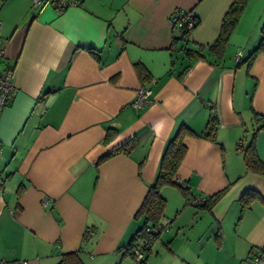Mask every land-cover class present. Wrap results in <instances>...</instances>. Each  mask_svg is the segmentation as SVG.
Returning <instances> with one entry per match:
<instances>
[{
	"label": "crops",
	"instance_id": "obj_1",
	"mask_svg": "<svg viewBox=\"0 0 264 264\" xmlns=\"http://www.w3.org/2000/svg\"><path fill=\"white\" fill-rule=\"evenodd\" d=\"M59 1L34 10L32 0H0V66L16 86L0 111V264H56L68 252L84 264L124 260L167 141L181 124L202 130L210 108L216 139L185 136L174 178L195 197L224 192L206 210L166 185L161 222L176 228L170 243L191 227L183 248H170L182 264H193V239L196 264H240L264 244V175L246 169L240 148L264 119V52L246 59L264 0L247 1L220 59L186 56L170 14L196 17L186 44L195 48L218 35L233 0ZM139 86L151 89L143 107L132 104ZM122 144L127 152L97 163ZM255 149L264 162V128ZM248 189L263 200L242 208Z\"/></svg>",
	"mask_w": 264,
	"mask_h": 264
},
{
	"label": "trees",
	"instance_id": "obj_2",
	"mask_svg": "<svg viewBox=\"0 0 264 264\" xmlns=\"http://www.w3.org/2000/svg\"><path fill=\"white\" fill-rule=\"evenodd\" d=\"M248 0H233L227 11L222 17L220 31L218 35L207 44H198L195 43V48L187 46V36L191 30H188L184 25L178 26L176 23H173V29L177 30V34H173L172 43L175 44L178 41H181L180 48L184 50V53L188 57H205L211 55L216 59H220L223 57L226 46L228 44L229 37L236 26L240 13L244 9ZM195 19V26L197 24V19ZM261 37L256 45V47L249 53L247 56V60L249 63L253 61V59L259 54L264 52V21L260 27ZM93 52L92 49H90ZM94 53V52H93ZM136 71L142 80L148 78L149 74L141 63L135 64ZM218 127V122L216 118V114L214 110L210 108L208 119L204 128L200 131H194L186 124H181L175 131V133L170 137L167 141L163 153L160 158V163L157 171V175L153 183L148 186L147 192L136 211L135 217L140 218L142 220L141 226L136 230V232L129 239L127 244L123 246V254L131 255L134 257L132 252L133 246L136 242L140 240H145L146 243V251L150 250L151 242L154 238L158 236V234H150L145 231V226L148 222H156L162 224L161 220L164 217V209L166 205V199L161 193V190L166 185H173L177 187L181 194L184 197L185 203H192L194 206L210 210L214 203L220 198L224 189L216 191L212 194L204 196L201 201L193 202L195 198L194 194L191 191L190 186L185 181H179L174 178V174L177 166L183 159L186 147L183 143V139L185 136H193V137H203L208 138L210 140L216 139V131ZM264 128V119L260 126H258L249 141V143L240 148L243 152L244 163L246 169L258 172L264 175V162L259 159L256 149H255V137L260 129ZM111 133L106 134V139L111 137ZM129 149V145L122 144L110 151L109 153L101 156L97 163H100L114 154L119 152H127ZM22 188L20 185L18 187V192ZM261 199L262 196L258 191L254 189L245 190L244 193L240 196L241 207L248 206L253 200ZM148 249V250H147ZM147 255H144V258L139 262H145ZM56 264H84L80 259L77 252H68L61 254L59 261Z\"/></svg>",
	"mask_w": 264,
	"mask_h": 264
},
{
	"label": "built area",
	"instance_id": "obj_3",
	"mask_svg": "<svg viewBox=\"0 0 264 264\" xmlns=\"http://www.w3.org/2000/svg\"><path fill=\"white\" fill-rule=\"evenodd\" d=\"M48 4H55L59 7H63L66 3L59 0H32L31 7L34 10H41ZM172 23H176L178 26L184 25L188 30H192L195 27L194 15L190 10L179 9L170 14ZM4 56V48L0 46V60ZM236 57H239V52ZM13 69L7 66H0V111L8 103L12 94L16 90V86L12 79ZM151 89L148 86H139L136 90L135 98L132 102L135 107H143L148 104ZM204 196L199 195L193 199V202L201 201ZM169 226L168 221L165 223L148 222L145 226V231L150 234H159L161 229H167ZM91 230L87 229L86 235L91 234ZM146 241L140 240L132 248L134 257L140 261L144 258L146 250ZM9 264H28L25 260L12 261ZM240 264H264V244L250 253Z\"/></svg>",
	"mask_w": 264,
	"mask_h": 264
},
{
	"label": "rangeland",
	"instance_id": "obj_4",
	"mask_svg": "<svg viewBox=\"0 0 264 264\" xmlns=\"http://www.w3.org/2000/svg\"><path fill=\"white\" fill-rule=\"evenodd\" d=\"M139 224H141V220L139 221ZM175 229V227L169 226L167 229H161L158 236L151 242L150 250L147 249L149 253L145 250V256L146 254L148 255L145 262H139L135 257L126 255L124 256L125 259L120 260L118 264H182L181 260L177 259L176 256H173L174 254L171 253L170 248L175 251H180V249L183 248V242H185V240L192 235V231L190 226L180 229L178 235L175 236L170 243L166 238L169 235L173 237L176 233ZM195 244L196 243L193 239L191 244H187L186 246L187 252L191 254V261L193 264L198 263L195 260L196 258H194V253H197V251H195Z\"/></svg>",
	"mask_w": 264,
	"mask_h": 264
}]
</instances>
